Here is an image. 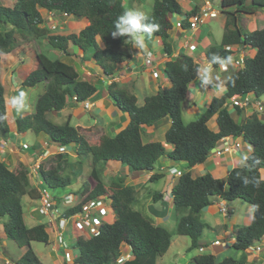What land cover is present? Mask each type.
Here are the masks:
<instances>
[{"label": "trees", "instance_id": "trees-1", "mask_svg": "<svg viewBox=\"0 0 264 264\" xmlns=\"http://www.w3.org/2000/svg\"><path fill=\"white\" fill-rule=\"evenodd\" d=\"M220 5L225 16L222 37L219 43L211 44L205 51L211 65L218 67L220 62L234 57L236 49H226L227 45L255 50L253 56L246 54L243 57L241 66L226 80L223 94L213 96L198 119L188 123L183 121L182 102L189 84L198 75L199 64L183 51L173 56L169 40L173 26L170 18L174 15L190 17L196 14L197 9L185 12L179 0H153L152 11L142 23L156 24L159 28L151 35L146 32L136 34L143 36L146 42L159 39L167 56L163 73L170 85L158 86L153 94L144 98L143 104L138 105L136 96L124 83L111 81L106 87L107 97L119 112L128 116V121L113 136L102 134L94 146L68 118L63 123H55L47 118V114L58 112L70 104L86 102L96 97L99 89L89 80L81 79L73 64L60 58L51 59L44 52L30 49L29 54L36 65L20 85L33 87L44 83L45 87L37 97L34 112L15 118L17 133L30 131L36 136L45 134L55 144H73L80 163L90 157L89 175L94 184H84L82 195H86L85 200L108 196L115 214L113 222L101 224L97 235L73 240L74 264H107L120 258L123 244L130 248L131 256L120 264H156L157 258L163 256L171 244L172 235L167 228L155 224L133 207L137 197L134 185L124 184L123 176L111 180L109 187L105 185L101 176L104 166L114 161L126 166L129 172L153 171L157 160L166 156L174 162H185L191 168L203 163L219 140L225 137H242L252 146V151L246 155L244 165L233 167L225 180L214 177L210 172L192 176L190 171H184L177 177L171 188L173 209L177 214L185 209L187 212L178 217L176 233L190 238L189 249L198 247L204 228L209 227L201 220L200 213L219 198L227 202L241 199L253 208L249 224L233 229L232 247L242 254L239 258L228 256L221 260L211 253L199 254L192 258L191 264H245L246 249L264 236V177L261 173L264 170V118L259 112L252 111L237 121L228 107L234 95L254 94L260 97L264 94V24L252 31L240 24L242 15L264 10V0H221ZM40 8L83 17L88 23L77 33H52L44 25ZM126 11L128 7L124 0H15L12 6L0 5V65L8 62L2 55L14 48L18 31L22 36L46 40L50 47L66 57L74 55L82 61L91 59L103 75L114 77L117 66L132 59L131 37L112 35L116 31V22ZM184 24L186 28L187 22ZM6 109L5 87L0 82V130L8 137ZM234 110L241 114L243 109L234 107ZM164 117L171 120L164 143L144 142L145 128ZM212 119L218 131L209 128ZM148 138H153V135ZM165 144L172 148L168 150ZM67 154L55 153L49 158L47 168L39 165V176L46 186L71 185V178L62 175ZM28 174L29 168L22 162L11 167L0 160V217H6L2 222L6 238L26 248L15 264H43L30 243L49 244L48 226L44 223L28 226L23 217L22 198L25 195L31 199L39 196L37 189L31 187ZM161 177L162 172H153L148 181ZM152 199L156 202L162 199V194L154 193ZM77 209H69V212Z\"/></svg>", "mask_w": 264, "mask_h": 264}, {"label": "rangeland", "instance_id": "rangeland-1", "mask_svg": "<svg viewBox=\"0 0 264 264\" xmlns=\"http://www.w3.org/2000/svg\"><path fill=\"white\" fill-rule=\"evenodd\" d=\"M184 0H182L183 2ZM200 3H203L204 0H196ZM221 0H211V6L219 13L216 17L207 18L206 22L203 23L200 27V29L203 30V33L206 34V32L210 33V36L212 38L213 43H219L222 37L223 29L220 27V20L223 17V14L221 13ZM15 0H0V5L5 6H12L14 4ZM126 6L129 10H138L145 12L147 15L151 13L152 11V5L153 0H124ZM42 16L44 17V25L47 26L52 33H60V34H68L71 32L77 33L81 28H83L86 23V19L83 17H75L73 15H66V14H58L55 12H48L46 9H39ZM261 12V13H260ZM178 15H174L171 17V21H174V19ZM262 17L264 19V10L258 11L257 18ZM251 19V18H250ZM248 18H245L242 20V23L240 21V24L242 26L250 27L251 20ZM175 22V21H174ZM175 26V25H174ZM175 28V27H174ZM172 29L173 31L175 29ZM171 30V31H172ZM135 33V37H136ZM16 36V44L14 48L11 50V52L7 54H3L2 57L7 60L8 62H4L0 65V82L5 87V100H6V119L8 120V127L9 132L8 140L4 141L2 144V139L0 138V157L6 158L4 159L11 167H15L18 162H22L24 165H27L29 168V174L28 178L30 180L31 187L37 189L38 194L40 195V190L44 187L47 192L50 195L62 197L67 193H78L82 194L81 192L83 190V185L88 184L89 186H92L94 184V180L90 177V169H91V158H86L82 163L79 162L78 156L75 152V147L73 144L70 145H57L55 143L47 142V137L45 134L43 136L41 135L40 138H36L35 134L33 133H27V134H19L16 132V124L14 118L29 114L34 112L35 103L37 100V97L39 94H41L44 90L45 84L39 83L33 87H27V86H21L22 80L25 78V76L35 68V60L33 57L30 56L29 52L30 49H34L36 51L44 52L47 56H49L51 59L54 58H60L63 61L70 62V60H65L69 56H64L61 51L53 49L48 45L46 40L39 41L31 36H22L18 31L15 33ZM137 38V37H136ZM143 40L144 37H141ZM194 39L199 38V36L195 35L193 36ZM132 41V56L135 55V58L137 56V53H139L140 49H142L137 43H136V51L133 50L134 43L136 42V39L131 37ZM146 42V41H145ZM152 42V41H151ZM146 42L148 48H152V55L154 56L155 61L161 60V52L159 50V46L156 42ZM152 46V47H151ZM140 48V49H138ZM74 49V48H73ZM71 51V47L69 48ZM141 56L142 53L140 54ZM82 60V58H80ZM79 60V59H78ZM142 58L138 60L131 59L128 62H131L132 65H134V70H139L141 73V78L144 82V86L141 87V84L139 87H141V90H137L136 96L137 102L139 104L142 103L144 96H148L154 93V89L151 88L153 84L150 82L154 80L153 74L149 71L148 65H140ZM77 62L76 60H74ZM78 65L73 64L74 67L80 72V78L89 80L92 82L98 89L99 93L96 97L86 101V103H78L75 105H68L64 109L56 112L52 111L47 114V118L52 120L55 123H63L67 118L70 120V123L78 128L80 132H82L85 136H87L88 141L90 142L91 146H94L98 143L99 137L102 134L107 135H114L117 131L122 129L127 121L128 116H126L125 122H121V115L124 114L122 112H119L118 109H116L113 104H111V101L107 97V91L106 87L108 85V80L101 79V74L93 72V69H96V66L93 64L91 59H87L85 61H82L81 63L77 62ZM84 65L87 66L89 71H85L83 73L82 67ZM81 67V68H80ZM201 68V65H200ZM118 70L121 71L122 67L119 66ZM160 73L162 72L161 69ZM199 73V70H198ZM123 74L120 73V75ZM160 79H156V81H159ZM152 83H155L153 81ZM129 90L132 92L134 89L133 87L130 88L128 85L132 84V81H129L128 84L124 83ZM160 84V83H159ZM18 98L19 103L18 104H12V99ZM257 100L262 101L264 103V94L261 95ZM136 102V103H137ZM137 103V104H138ZM138 104V105H139ZM254 106V105H253ZM255 107V106H254ZM116 110V112L113 113V110ZM229 109L233 110V107L229 105ZM198 110L196 113L194 112H187L185 109L183 110V121L185 123H188L190 121L198 119L204 108L198 107ZM247 111H250L247 110ZM257 111V110H255ZM252 112V110L250 111ZM122 113V114H120ZM260 117L264 118V112L260 113ZM10 126L12 128H10ZM120 126V127H119ZM157 132L160 133L161 127L163 125L158 124L157 125ZM120 128V129H119ZM43 137V138H42ZM233 141V138H231ZM242 141V139H240ZM25 142L28 146V148H24L22 143ZM38 142V143H36ZM168 144H165V147L167 148ZM20 148L18 150V153L16 152V148ZM34 147V149L32 148ZM33 149V150H31ZM25 151V152H23ZM35 152V155H31L32 152ZM56 152H65L68 153L66 155L65 159V166L64 170L62 172V175L69 176L71 178V185L67 187H57V188H50L46 185H42L40 182V176L38 172V168H36L37 162L32 163L31 159L34 158L36 161L40 160L41 165L47 168L49 164V158L54 155ZM173 166H176V168L181 169L182 171L187 167V164L185 162H174L172 161ZM156 164V163H155ZM100 167V165H97ZM97 167V168H98ZM32 168H36L37 175H33L30 171ZM157 169V164L155 166ZM129 172L128 168L126 166L121 165L117 162H109L107 166H104L102 170V180L105 183L107 187L110 186L111 180H113L116 177L123 176L124 177V184H130L131 181H133V178H131L128 174ZM159 171V170H156ZM262 176L264 177V170L261 172ZM139 174H142L139 172ZM138 174V175H139ZM192 174L195 176L197 172L192 171ZM150 177V176H149ZM149 179V178H148ZM165 184L162 188V185ZM171 188H172V182L170 176H166L165 178H159L154 181H148L145 185L141 187L139 192L137 193L138 199H145L148 200V203L152 206H156L158 210H164L168 213L167 203L168 199L171 198ZM159 191L163 198L154 202L153 199L151 200V196L153 197L154 192ZM23 201V217L24 221L28 226L36 225L37 223H45L47 225L48 218L46 216H36L38 213L39 208V201L37 199H31L28 195H25L22 198ZM226 205L230 204V202H225ZM216 208L217 202L213 204ZM232 205L235 206V219L237 220V224H241L243 217L245 215V208L247 205H250L247 202H244L241 199H236L232 202ZM110 206V204H109ZM251 206V205H250ZM133 207L137 210H140L145 216L149 217L150 219L154 218L156 215L147 208V206L143 203H133ZM252 207V206H251ZM150 211V212H149ZM32 212V214H31ZM169 214V213H168ZM213 218H223V213L216 211L213 213ZM165 216V215H164ZM105 220L114 219V214L109 213L105 216ZM156 219V218H155ZM6 220V217L1 218L0 217V240L1 236L4 237L2 234V222ZM52 223H54L52 221ZM176 224H177V215L175 210L172 208L170 211V215H168L166 222L164 223V227L168 229V231L172 235L171 244L169 251L164 255L157 259L156 264H191V260L193 256H196L197 254H209V244L205 245V250L200 252L198 249L199 247H196L194 249H189L190 246V238L186 235H178L176 233ZM161 225V224H160ZM48 226V225H47ZM242 226V225H240ZM50 234V240L51 243L46 244L43 242L38 241H32L30 243L31 248L35 252V254L38 256L39 260L43 264H68L65 261V253H68L71 257L73 256V251L71 248V243H73V238L71 237V228L70 223L66 226V231L64 232V238L69 243L68 248L69 249H59L60 243L55 239V232L53 231L52 227H47ZM222 231L221 226H219L216 229H210V227H205L203 230L202 236L199 238V240H206L210 239L211 241L217 238L222 237ZM209 240V241H210ZM125 245L123 244L121 246L122 252L125 251ZM167 249V250H168ZM26 250L25 247H20L16 242L6 238V236L0 241V264H4V262L8 259L10 262H15ZM129 254V253H128ZM242 254L241 251H237L234 248H230V251L227 252L226 255H220L216 257L217 260H221L228 256H239ZM233 257V258H234ZM117 259L114 261H110L107 264H116ZM15 264V263H14Z\"/></svg>", "mask_w": 264, "mask_h": 264}, {"label": "crops", "instance_id": "crops-1", "mask_svg": "<svg viewBox=\"0 0 264 264\" xmlns=\"http://www.w3.org/2000/svg\"><path fill=\"white\" fill-rule=\"evenodd\" d=\"M179 3L181 4L183 10L188 11V10H192V9H197V13L201 14V22L198 24L196 29L192 30V29L186 28L183 30L182 28L175 27L174 31L173 30L170 31V38H169L171 45H172L173 56H176L180 51H183L184 53L191 55L193 60L199 64V73H198L196 79L189 84L186 97H185L184 101L182 102V113H183L184 109L189 113H191V112L196 113L197 111H199L198 107H202L205 110L209 104L210 99L213 96L220 97L223 94V92L225 90V82L234 73L236 66H235L234 62L228 61V62H226L227 66H228L227 69L222 70L218 67L212 66L211 63L206 58V55H205L206 48L208 46H210L211 44H214V43L212 41L210 33L209 32H206V34L203 33V30L200 29V27L203 23L206 22L207 18L216 17L219 13L216 10L215 11L217 14L215 16H211L210 14L204 13L202 11V9L205 6L204 2L200 3L196 0H184L182 2V0H179ZM248 16H249V19L251 18L250 19L251 25L249 24L250 27H246L247 30H249V31L255 30L258 28V26L260 24H264V19L262 17L257 18L258 12L256 14H252V15H242L241 16V23H242V20H244L245 18H248ZM180 18L181 17H176L175 20L180 19ZM85 23L87 24V21H85ZM224 23H225V16L223 15V17L220 20V27L222 29L224 28ZM195 35L199 36V38L194 39L193 36H195ZM136 37L143 44V48L142 49L138 48V49H140V51H139V53H137L136 58H135V55L133 54L132 59L134 58V60H138V59L142 58V56L140 55L141 53L143 55V52H145L147 50L152 51V48L147 47V45H146L147 43L145 42V40H143L141 38L142 37L141 35H136ZM153 42H156L158 44V46L160 47L159 50L161 52V60H160L161 63L159 64L158 70L161 69L162 72L160 73V70H159L158 76H157V75H154L150 71L153 74V78H154L153 81H155V83H152L153 81L150 82L151 84H153L151 86V88L156 90V88L158 86H161V87L169 86L170 81L168 80L167 76L163 73L164 64H165V61L167 60V58L163 57L164 54H163V50H162V46L160 44V41L158 38H154L152 40L151 44ZM135 45H136V42L134 43V46H133L134 51H136ZM188 45H190L189 46L190 49H189ZM251 52H252V50H251ZM245 53L248 54L249 51L243 50L240 52V54L238 56L240 57V56L244 55ZM254 53H255V51H254ZM69 57H73V58L69 59L67 57L65 60H70V62H68V63L78 65L77 62H79V63L82 62V60L79 57H75L74 55L69 56ZM74 60H76L77 62H75ZM93 64H94V62H93ZM140 65H142V60H141ZM200 65H201V68H200ZM121 67H122V71H119V74L116 77V81H119L121 83H127V84L129 81H132V84H130L128 86L130 88L133 87L134 89L132 90V93L136 94L137 90L138 89L141 90V87L144 86V82L141 78L140 71L134 70V68H135L134 65H132V63L128 62V61L125 64H123ZM82 70H83V73L87 70L89 71V69L87 68L86 65H84V67H82ZM93 72H96L97 74L100 73L102 75L101 69L97 66H96V69H93ZM122 72H123V74L120 75V73H122ZM101 77L103 78L104 76L102 75ZM156 79H160V80L156 81ZM108 82H109V80H108ZM140 84H141V87H139ZM146 96H144V98ZM144 98H143V100H144ZM143 102L144 101H142L141 104H143ZM141 104H139V105H141ZM247 110H249V109H246V108L244 109L245 116L249 115L251 113L250 111L252 109H250V111H247ZM229 111L232 112L233 116L236 117L237 121H241L242 119H244V117L242 116V112H241V114H239L236 112V110H230L229 109ZM114 112H116L115 109L113 110V113ZM120 114H122V113H120ZM126 116H127L126 114H122L120 116L121 122H123V123L125 122ZM182 118H183V114H182ZM13 121H15V118ZM158 124L163 125L161 127L160 133L157 132V128H158L157 125ZM170 124H171L170 118L164 117L160 121L153 124L152 126L146 127L144 130V135H142L143 141L149 142V141L153 140V141H160V142L164 143V135H165L166 130L169 128ZM10 128H12V127L10 126ZM209 128L213 131H218V127L215 123V120L212 119L210 121ZM27 133H31V132L27 131V132H24L21 134L24 135ZM41 135L43 136V134H40V135L36 136V138H40ZM149 135H153V138H151V139L148 138ZM39 140H41V138ZM233 141L237 142L238 139H233ZM217 147L220 148V146H218V145H217ZM171 148H172L171 145L167 146L168 150H170ZM19 149H20L19 147L16 148L17 153H18ZM251 151H252V146L243 141V142H240V146L238 148H234L232 151H226V152L222 153L221 155H217L214 153L210 154L209 157L203 163L197 164L191 168L185 167V169L183 171H190L191 174H192V171H195V172H197V174L195 176L201 175L205 172H210L214 177L221 178L222 180H225L227 178L228 172L233 167H240V166L244 165L245 157ZM23 152H25V151H23ZM4 159H6V158H3V160ZM31 161H32V163L37 162V165H38V163H41L40 160L36 161L34 158H32ZM110 162H114V161H110ZM156 164H157V169L155 168L153 171H135V172H128L127 171V174L129 176L131 175L130 177L133 178V181H131L130 184L134 185L137 193L139 192L141 187L148 182V178L153 172H162L163 173L162 178H165L166 176H170L171 182H172V175L170 173V167L176 168V166H173L172 161L169 160L166 156H161L157 160ZM156 164H155V166H156ZM156 170H159V171H156ZM139 172H141L142 174H139ZM192 176H194V175L192 174ZM164 184H165V180H164V183L162 185V188L165 187ZM172 186H173V182H172ZM157 192H159V191H156L154 193H157ZM147 199L149 200V198H147ZM167 199H168L167 208H168L169 214L164 213V212H166L164 210H158L156 206L151 207V204L148 203V200L145 201V199H141V198L138 199L136 197L135 203H140V204L144 203L147 206V208H149V210L156 215L151 220L155 224L164 225V223L167 220L168 215H170L171 209L173 208L172 199L171 198H167ZM151 200H152V196H151ZM220 200L221 199H219V198H215L213 200V203L210 206H208L206 209L202 210L200 213L201 220L205 224L209 225V227H211L210 229H216L219 226H221V227L224 226V228H222V231L224 233H222L221 238H217V239H214L212 241L209 238L206 240H198L199 247H200V245H203L205 243L207 245L209 244V247H208L209 253L215 255V257H218L220 255H226L227 252L230 251V248L232 247V244L234 242L233 229L236 226H238V225H236L238 222L235 219V215H234L235 206L232 205L233 201L230 202V204H228V207L231 210L230 211L231 214H229V215L223 214L222 215L224 218V221L222 220L221 217L220 218H218V217L213 218V215H214L213 213H215L216 211L219 212L218 202ZM215 202H217V205H218L216 208H214L215 206L213 205ZM22 203H23V201H22ZM23 211H24V209H23ZM186 212H187V209L183 210L180 214L176 213L177 220H178L179 216L185 214ZM252 213H253V208L250 205H247V207L245 208V215H244L243 219H241L242 222H241V224H239V226L249 224L251 217H252ZM31 214H32V212H31ZM2 234L5 237L3 230H2ZM1 237H2L1 238V240H2L4 237L3 236H1ZM215 240H219L220 242L216 245L212 244V242ZM50 243H51V241H50ZM169 249H170V247H169ZM169 249L166 251V253L169 251ZM124 252L126 254L129 253L131 255V251H130L129 247H127V246L125 247ZM200 252H202V251H200ZM246 255L247 256H246L245 264H264V251H261L259 253L258 252L246 253ZM231 257H234V256H231ZM239 257H240V255L237 256V258H239ZM234 258H236V256ZM156 263H157V260H156ZM4 264H14V263L8 261V259H7L4 262Z\"/></svg>", "mask_w": 264, "mask_h": 264}, {"label": "built area", "instance_id": "built-area-1", "mask_svg": "<svg viewBox=\"0 0 264 264\" xmlns=\"http://www.w3.org/2000/svg\"><path fill=\"white\" fill-rule=\"evenodd\" d=\"M211 0H204L205 6L202 9V11L206 14H210L211 16H214L216 14V11L211 6ZM185 20L187 21V28L189 29H196L198 24L201 22V14L196 13L192 16H190L187 19L180 18L173 21V26L177 28H183ZM190 45H188L189 47ZM231 46L227 45L226 48L229 49ZM190 49V47H189ZM163 57H166V54L163 53ZM241 62L240 58L234 59L235 65L239 66ZM159 61H155L154 56L148 52L144 55L143 58V64L148 65L149 69H151L152 73L154 75L158 76V67L160 64ZM221 69H226L227 65L221 64ZM229 104L231 107H253L257 111H262L263 106L262 104L256 100L255 97H253L252 94H246L244 96L240 95H234L230 98ZM255 107H254V106ZM222 145L220 149H217L216 153L220 155L224 151H229L231 148H233L232 144H229L228 141L222 140ZM239 146L238 143L235 144V147ZM35 171V168H32V172ZM174 175H179L181 172L179 170H173ZM84 196H75L72 194H66L62 197V200H56L54 199L49 193L43 189L40 197H39V208L38 213L43 216H47L49 218V224L55 225L56 222H58V230H57V240L60 243L61 247L63 249L68 248L69 243L64 238V232L66 231V226L68 223H70L71 228V235L73 238H77L79 236L83 237H89L91 235H97L99 231V227L103 222H111L113 219L105 220V216L109 213L112 214V209L109 206L110 200L107 197H100V198H94L89 199L86 202H83ZM79 205V209L75 210L74 212L70 214H66L65 211H63L64 208H71ZM219 211L222 212L225 215H228L230 212L229 207L223 203H219ZM52 221L54 223H52ZM220 241L215 240L213 241V244H218ZM205 248L204 246L200 247V251H203ZM264 249V236L262 237V240L257 241L256 245L254 247H249L247 249L248 252H260ZM129 255H122L119 259H117V263H120L124 259L128 258ZM72 259L68 253H65V260L68 262V264H72Z\"/></svg>", "mask_w": 264, "mask_h": 264}, {"label": "clouds", "instance_id": "clouds-1", "mask_svg": "<svg viewBox=\"0 0 264 264\" xmlns=\"http://www.w3.org/2000/svg\"><path fill=\"white\" fill-rule=\"evenodd\" d=\"M204 5H205V2H204ZM213 8V7H212ZM214 9V8H213ZM183 11H185V10H183ZM188 11H190V10H188ZM214 11H215V9H214ZM186 12V11H185ZM197 13V12H196ZM217 14V13H216ZM215 14V15H216ZM214 15V16H215ZM177 17H181V18H184V19H187V18H189V17H187V16H184V15H178ZM148 18V15L145 13V12H142V11H138V10H129V11H126L125 12V14L123 15V16H121L119 19H118V21L116 22V24H115V27H116V31L115 32H113L112 33V35L113 36H116V35H128V36H130V37H133V38H135L136 39V43L141 47V48H143V44L141 43V41L138 39V38H136L135 37V33H137V32H146V33H148L149 35H151L152 34V32L153 31H155V30H158V28H159V26L158 25H156V24H144V23H142V21L143 20H146ZM171 19V18H170ZM87 21V20H86ZM174 21H175V19H174ZM172 22V25H173V21H171ZM185 22H187L186 20H185ZM184 22V23H185ZM87 23H88V21H87ZM185 25V24H184ZM174 28V26H172V29ZM187 28V27H186ZM186 28H182L183 30L184 29H186ZM171 29V30H172ZM231 47L229 48L230 50L231 49H236V54L234 55V57L231 59H228V60H225V61H222V62H220L219 64H218V68H220L221 69V67H220V65L221 64H225V65H227V63L226 62H228V61H232V62H234V59H238V58H240L241 59V62H240V64H239V66H241V64H242V62H243V57L246 55V53L244 54V55H242V56H238L239 54H240V52L241 51H243V50H246V51H249V53L247 54V55H249V56H253V54H254V49H245V48H243V47H238V45H230ZM226 47V46H225ZM227 49V48H226ZM251 50H252V52H251ZM148 52H150L151 53V51H145V52H143V55H145V54H147ZM245 52V51H244ZM164 53V52H163ZM152 54V53H151ZM143 58H144V56H142V65L144 66V64H143ZM166 58H167V56H166ZM126 63V62H125ZM124 63V64H125ZM123 65V64H122ZM122 65H118L117 66V68H116V73H115V75H114V77H107V76H105V75H103L104 77L102 78V77H100L101 79H104V80H109V82H108V84L111 82V81H116V77H117V75L119 74V70H118V67L119 66H122ZM236 66V68H238L239 66H237V65H235ZM228 67V66H227ZM149 68V67H148ZM227 69V68H226ZM226 69H222V70H226ZM122 71V70H121ZM149 71H151V69H149ZM159 71V70H158ZM102 72V71H101ZM152 72V71H151ZM101 75V76H102ZM117 82H119V81H117ZM253 95V97H255V95L254 94H252ZM256 98V100H257V98H259V97H255ZM230 101V100H229ZM257 101H259V100H257ZM12 104H18L19 103V99L18 98H13L12 99ZM261 104H262V106H263V110L262 111H257V112H259V113H262L263 111H264V103L262 102V101H259ZM83 103H86V102H82V104ZM229 103V102H228ZM229 105L230 104H228V107H229ZM239 108H241V107H239ZM246 107H242V109L244 110ZM246 109H252V111H255V109L253 108V107H247ZM233 110H234V108H233ZM25 115V114H24ZM1 131V130H0ZM17 132V131H16ZM20 134V133H19ZM2 135V136H1ZM1 135H0V138L2 139V144L4 143V141H9L8 140V137H5L3 134H2V132H1ZM36 136V135H35ZM47 137V136H46ZM242 138V137H241ZM240 137H236V138H233V139H238V141L237 142H235V141H231L230 139V137H225V138H222L221 140H219V142L217 143V145L218 146H220V148H221V145H222V140H224V141H228L229 142V144H232V146H233V148H231L229 151H232L234 148H238L239 146H240V142H243V139H242V141H240V139H241ZM47 142H50V144L52 143L50 140H49V138L47 137ZM38 143V142H37ZM236 143H238L239 144V146H237V147H235V144ZM22 145L24 146V148H28V146H27V144L25 143V142H23L22 143ZM57 145H59V144H57ZM217 145L214 147L215 148V151L214 152H210V154H217L216 153V151H217V149H220L219 147H217ZM60 146V145H59ZM33 148V147H32ZM29 149V148H28ZM31 150H33V149H31ZM224 152H226V151H224ZM223 152V153H224ZM56 153H59V152H56ZM55 154V153H54ZM209 154V155H210ZM222 154V153H221ZM220 154V155H221ZM31 155L33 156V155H35V152L33 151L32 153H31ZM218 155V154H217ZM0 160H3V159H1L0 158ZM5 161V160H4ZM8 163V162H7ZM119 163V162H118ZM41 163H38V165H36V168H39V165H40ZM36 168H35V171L34 172H32V169H31V173L33 174V175H37V173H36ZM46 168V167H45ZM179 170L181 173L182 172H184V171H182L181 169H179V168H173V167H170V173H171V175H172V182H173V184L175 183V181H176V179H177V177H179L180 175H181V173L179 174V175H174V173H173V170ZM39 172V171H38ZM40 182L42 183V185H45L44 183H43V181H42V179L40 178ZM43 189H45L44 187L42 188V190ZM42 190H40V194H41V192H42ZM46 190V189H45ZM47 191V190H46ZM67 194H72V195H75V196H80V195H82V194H78V193H67ZM50 195V194H49ZM66 195V194H65ZM64 195V196H65ZM54 199H56V200H62V197H56V196H54V195H51ZM83 196H84V199H83V202H86L87 200H85V197H86V195L85 194H83ZM39 197H40V195L37 197V198H35V199H37L38 201H39ZM104 197H107V198H109L108 196H104ZM103 197V198H104ZM162 198H163V195H162ZM171 199H172V197H171ZM109 200H110V198H109ZM173 202V201H172ZM220 202H223V203H225L226 201L225 200H220L219 202H218V205H219V203ZM213 203V202H212ZM228 206V205H227ZM78 207V209H79V205H77V206H75V207H71V208H64L63 209V211H65V213L66 214H70V213H72V212H69V209H75V208H77ZM110 207H111V201H110ZM218 208H219V206H218ZM112 209V208H111ZM75 211V210H74ZM73 211V212H74ZM231 211V210H230ZM229 211V212H230ZM112 213L114 214V212H113V210H112ZM229 214H231V213H229ZM228 214V215H229ZM37 217L38 216H43V215H40V214H37L36 215ZM44 217V216H43ZM47 217V216H46ZM48 218V217H47ZM114 219H115V214H114ZM114 219L111 221V222H113L114 221ZM48 220H49V218H48ZM111 222H109V223H111ZM45 224V223H44ZM57 224H58V222H56V224L55 225H51V224H49V221H48V223H47V225L48 226H50V227H52V229H53V231L55 232V239L57 240V236H56V234H57V230H58V226H57ZM2 230H3V228H2ZM5 234V233H4ZM91 236H95V235H91ZM71 237L73 238V236L71 235ZM80 237V236H79ZM78 238V237H77ZM77 238H73V240H75V239H77ZM261 240H262V238H261ZM50 234H49V243H50ZM58 241V240H57ZM256 243L257 242H255V244L253 245V246H250V247H254L255 245H256ZM199 244V243H198ZM212 244H213V242H212ZM205 245H206V243L205 244H203V245H200V247L201 246H204V248H205ZM216 245V244H215ZM125 246H127V245H125ZM128 247V246H127ZM199 247V246H198ZM200 247H199V250H200ZM249 248V247H248ZM247 248V249H248ZM59 249H63L62 247H61V245L59 246ZM65 249H69V248H65ZM130 249V248H129ZM247 249H246V253H256V252H248L247 251ZM262 251H264V249L262 250ZM261 252V251H260ZM259 253V252H258ZM122 255H127L125 252L123 253L122 252V254H121V256ZM129 255V257L131 256L130 254H128ZM120 256V257H121ZM73 257V256H72ZM128 257V258H129ZM127 259V258H126ZM125 260V259H124ZM66 261V260H65ZM122 262V261H121ZM120 262V263H121ZM13 263H15V262H13ZM66 263H68V262H66ZM120 263H118V264H120ZM72 264H74L73 263V259H72Z\"/></svg>", "mask_w": 264, "mask_h": 264}, {"label": "water", "instance_id": "water-1", "mask_svg": "<svg viewBox=\"0 0 264 264\" xmlns=\"http://www.w3.org/2000/svg\"><path fill=\"white\" fill-rule=\"evenodd\" d=\"M242 116L245 117V111H244V110H242ZM0 135H1V131H0ZM1 136H2V135H1ZM214 151H215V148H213V149L211 150V153L214 152Z\"/></svg>", "mask_w": 264, "mask_h": 264}]
</instances>
